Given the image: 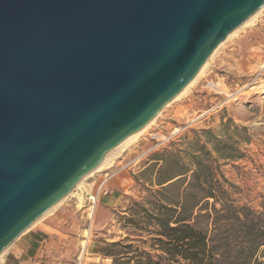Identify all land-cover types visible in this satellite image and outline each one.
<instances>
[{
  "label": "water",
  "instance_id": "obj_1",
  "mask_svg": "<svg viewBox=\"0 0 264 264\" xmlns=\"http://www.w3.org/2000/svg\"><path fill=\"white\" fill-rule=\"evenodd\" d=\"M264 0H0V256L151 123Z\"/></svg>",
  "mask_w": 264,
  "mask_h": 264
},
{
  "label": "rangeland",
  "instance_id": "obj_2",
  "mask_svg": "<svg viewBox=\"0 0 264 264\" xmlns=\"http://www.w3.org/2000/svg\"><path fill=\"white\" fill-rule=\"evenodd\" d=\"M263 64L264 9L253 24L225 41L193 86L165 107L145 132L115 155L107 166L74 188L45 216L66 209L69 215L66 224L81 222L80 233L69 234L64 249L49 257L51 264H115L106 261L100 251L105 244L116 242L150 252L147 233L124 227L123 217L128 216L133 202L151 200L158 189L152 181L163 164L158 163L153 171L149 170L155 165L152 159L166 151L180 152L182 164L190 166L191 157L199 155V150L190 143L200 137L204 141L206 131L211 132L212 138L207 147L214 158V182L217 180L224 185L227 192L224 196L236 206L263 212ZM214 146L220 149L219 153L214 151ZM229 154L233 158H226ZM106 176H111L107 182L109 193L101 195L91 217L88 197L96 192ZM189 180L180 188L171 189L167 195L178 196ZM78 196L85 198L84 204ZM103 198H116L120 203L115 207L105 206L102 205ZM216 208L221 209V204L217 203ZM83 211H86L85 216ZM88 230L90 234H87ZM86 240L83 252L82 242ZM18 243L15 241L3 253L0 264H20L23 255L15 253Z\"/></svg>",
  "mask_w": 264,
  "mask_h": 264
},
{
  "label": "trees",
  "instance_id": "obj_3",
  "mask_svg": "<svg viewBox=\"0 0 264 264\" xmlns=\"http://www.w3.org/2000/svg\"><path fill=\"white\" fill-rule=\"evenodd\" d=\"M204 133V141L200 137L190 143L199 150L190 166L182 164L180 152L166 151L152 159L155 165L149 170L163 164L152 181L158 189L151 200L133 202L123 217L124 227L147 233L151 251L116 242L105 244L100 251L104 257L115 264H264V211L236 206L224 196V185L214 182V158L207 147L211 132ZM214 151L220 149L214 146ZM187 179L178 196L167 195Z\"/></svg>",
  "mask_w": 264,
  "mask_h": 264
},
{
  "label": "crops",
  "instance_id": "obj_4",
  "mask_svg": "<svg viewBox=\"0 0 264 264\" xmlns=\"http://www.w3.org/2000/svg\"><path fill=\"white\" fill-rule=\"evenodd\" d=\"M78 199L81 204H84L85 198L83 196H78ZM119 203L120 200L116 198H103L102 200V205L110 207H115ZM55 208L53 210H55ZM53 210L48 212L46 215L51 213ZM85 214L86 211H83L82 215L85 216ZM68 216V210H58L50 216L45 218L43 217L44 219L41 218L42 220L39 219V221L23 233L16 240L17 242L19 241V243L17 244L15 253L23 255V259L20 264H51L49 257H51L54 253L56 254L59 249H64V245L69 241V234H77L81 231V222L66 224ZM87 232V234H90L89 230ZM87 242V240L82 242L83 252ZM45 253L47 256H45ZM105 258H107L106 261H113L110 257Z\"/></svg>",
  "mask_w": 264,
  "mask_h": 264
},
{
  "label": "bare ground",
  "instance_id": "obj_5",
  "mask_svg": "<svg viewBox=\"0 0 264 264\" xmlns=\"http://www.w3.org/2000/svg\"><path fill=\"white\" fill-rule=\"evenodd\" d=\"M263 9H264V7L257 14H255L252 18H250L246 23H244L240 28H238L231 35H229L227 37V39L233 37L235 34H237L238 32H240L241 30H243L246 27H248L251 24H253V22L256 20L257 16L263 11ZM225 41L216 49V51L212 54V56L209 58V60L207 61V63L203 66V68L198 73V75L193 79V81H191V83H189V85L181 92V94L176 99H178L181 96H183L193 86V84L197 81V79L199 78V76H201L205 72V70L208 68L209 64L212 62L213 58L215 57V55L217 54V52L220 50V47L225 43ZM156 118L151 123H149L145 128H143L139 133H137V134L129 137L124 143H122L120 146H118L113 151H111L110 153H108L105 156V158L103 159V161L99 164V166L93 172H91L87 177H85L75 188L81 186V184L83 183V181L86 180V178H88L89 176H91L93 173H96V172L100 171L101 169H103L105 166H107L111 162V160L113 159V157L115 155H117L121 150H123L128 144H130L131 142H133L139 135H141L143 132H145L155 122ZM53 209H51V210H53ZM93 209H94V207H90V210L92 211V213H91L92 216H93V213H94V210ZM2 257H3V254L0 256V260H1Z\"/></svg>",
  "mask_w": 264,
  "mask_h": 264
},
{
  "label": "built area",
  "instance_id": "obj_6",
  "mask_svg": "<svg viewBox=\"0 0 264 264\" xmlns=\"http://www.w3.org/2000/svg\"><path fill=\"white\" fill-rule=\"evenodd\" d=\"M262 71L264 72V64L262 66ZM110 179H111V176L109 177L106 176V178L98 186L96 192L90 194V196L88 197L90 207H95L99 203L101 195H107L109 193L107 182Z\"/></svg>",
  "mask_w": 264,
  "mask_h": 264
}]
</instances>
